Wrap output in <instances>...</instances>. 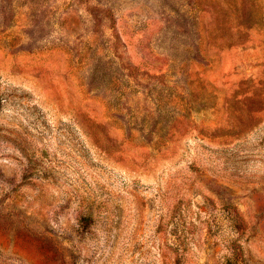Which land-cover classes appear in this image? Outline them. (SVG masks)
Listing matches in <instances>:
<instances>
[{
  "label": "rangeland",
  "instance_id": "rangeland-1",
  "mask_svg": "<svg viewBox=\"0 0 264 264\" xmlns=\"http://www.w3.org/2000/svg\"><path fill=\"white\" fill-rule=\"evenodd\" d=\"M0 264H264V0H0Z\"/></svg>",
  "mask_w": 264,
  "mask_h": 264
}]
</instances>
